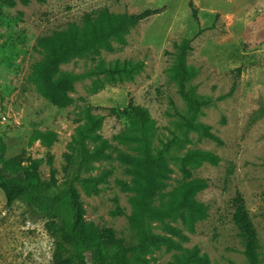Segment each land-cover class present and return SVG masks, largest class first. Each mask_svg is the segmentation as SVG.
<instances>
[{
	"label": "rangeland",
	"instance_id": "obj_1",
	"mask_svg": "<svg viewBox=\"0 0 264 264\" xmlns=\"http://www.w3.org/2000/svg\"><path fill=\"white\" fill-rule=\"evenodd\" d=\"M197 8V17L193 6ZM135 14L147 8L163 12L142 20L126 35L125 44L113 41V50L74 57L62 63L52 81L67 72L83 74L68 92L74 101L56 105L44 79V53L40 37L83 25L87 13L101 9ZM189 44L187 65L195 73L185 91L204 101L195 119L208 125L222 142L202 129L185 136L188 106L172 68L180 45ZM99 59L130 61L139 68L131 79L108 85L91 94L87 87L96 78L90 74ZM234 88L231 96L221 99ZM133 99L149 110L154 122L152 146L163 149L168 165L167 187L172 190L184 178L180 157L191 149L211 150L220 156L217 164L205 161L193 171L208 187L196 198L208 209L206 215L187 222L178 216L150 221L154 233L166 241L151 247L146 264H248L239 229L233 220L232 199L240 192L256 225L264 264V0H30L28 4L0 3V133L9 157L42 158L41 176L51 179L48 153L54 155L58 191L76 182L86 209V219L115 229L127 243L136 242L129 222L134 192L128 165L120 154L143 156L141 144L118 136L132 132L130 115H115ZM87 105L106 115L99 131L107 141L104 155L82 164L83 151L90 155L98 142L81 132ZM53 130L57 140L47 146L32 139L36 130ZM23 174L17 175L23 178ZM165 199L155 197L160 206ZM122 213H114L117 209ZM46 219L24 201L8 206L0 188V264H53L54 238ZM192 226L193 228H190ZM179 232V233H176ZM132 264H137L132 262Z\"/></svg>",
	"mask_w": 264,
	"mask_h": 264
},
{
	"label": "trees",
	"instance_id": "obj_2",
	"mask_svg": "<svg viewBox=\"0 0 264 264\" xmlns=\"http://www.w3.org/2000/svg\"><path fill=\"white\" fill-rule=\"evenodd\" d=\"M28 4L30 0H22ZM44 2L46 0H39ZM0 3L16 4V0H0ZM193 6L194 3L191 2ZM163 12L162 8H147L139 13L115 14L109 9H101L87 13L83 25H72L68 28L55 31L39 38L37 47L44 53V79L49 86V94L56 105L65 106L74 101L68 92L75 89V83L84 75L67 72L58 81H52V75L59 70L62 63L74 57L89 54H100L103 49L113 50V41L123 44L127 42L126 35L131 28L142 20ZM197 8L193 6V14L197 17ZM189 44L180 45L177 62L172 66L180 86V91L186 100L187 116H182L187 126L185 136L190 129H202L204 133L218 142L222 140L210 132L208 125L196 123L195 119L204 101L185 91L186 82L192 78L195 71L187 65L186 55ZM139 66L137 63L115 61L106 63L99 59L95 67L89 71L96 78L87 87L91 94L98 93L108 85H115L126 79H131ZM234 88L221 96L228 98ZM94 106L87 105L84 113V123L80 126L82 134L98 142L97 150L88 155L83 151L82 164L104 155L107 141L99 133L106 115L95 113ZM110 113L115 115L126 114L132 119V132L123 133L118 137L138 141L141 144L143 156L122 153L120 159L128 165V172L132 175V183L122 182L126 188L134 192L131 197L133 206L129 214V222L136 234V242L127 243L118 237L114 228L100 226L85 217L86 209L82 201L76 182L80 176L67 182V186L58 191L57 169L53 165L54 155L49 152L47 161L51 165V179L46 181L41 176L40 165L42 158L29 157L27 161L20 156L9 157L7 143L0 133V188L3 190L7 205L12 206L17 201H24L29 208L45 219V227L54 238L52 263L53 264H146L147 255L151 247L158 246L166 241V237L153 232L150 221H164L178 216L187 222L205 217L208 207L197 200L196 195L208 187L204 178L194 177L193 171L205 161L217 164L220 156L211 150L191 149L180 157L181 169L184 178L172 190L164 193L167 187L168 165L163 149H154L152 135L154 122L149 110L135 103L133 99L123 109L111 108ZM264 115V112L262 113ZM32 139H40L47 146L57 140L53 130L42 131L36 129ZM23 174V178L17 175ZM160 195L165 200L161 205H155V197ZM233 220L239 229V236L243 244L248 264H261L259 236L251 213L247 208L244 196L237 192L232 199ZM122 213L120 208L114 213ZM190 228H193L190 226ZM179 233V232H176Z\"/></svg>",
	"mask_w": 264,
	"mask_h": 264
}]
</instances>
